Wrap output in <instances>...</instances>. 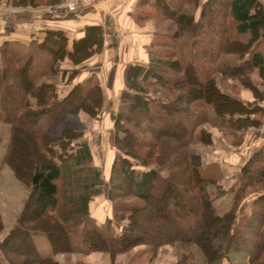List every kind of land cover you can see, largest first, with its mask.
<instances>
[{"label": "trees", "instance_id": "16d2710c", "mask_svg": "<svg viewBox=\"0 0 264 264\" xmlns=\"http://www.w3.org/2000/svg\"><path fill=\"white\" fill-rule=\"evenodd\" d=\"M62 1L0 0V5L7 2L33 10ZM153 1L142 0V5L151 3L159 16L175 23L176 30L151 47L149 63L128 69L120 109L113 115L118 155L108 183L93 166L84 131L57 130L67 115L77 117L82 111L100 119L103 90L91 78L61 97L54 83L58 62L69 59L78 65L101 52L103 30L87 28L71 49L62 31L34 37L29 44L35 43L50 57L41 82L33 76L32 57L20 65L7 43L0 50V120L10 125L3 164L30 188L16 225L0 242L8 264H61L55 260L58 255L93 253L108 254L115 264L125 252L145 247L155 256L164 246H179L185 252L177 264H193L195 250L207 264H233L232 252H245L248 264H264V147L243 165L240 187L221 212L217 203L223 193L210 194L211 185L220 186L203 176L191 152L213 143L205 125L228 132L262 125L264 93L252 81L255 74L264 81L262 4L260 0H179L176 5L173 0ZM143 16L141 21L152 17ZM157 47L165 50L152 51ZM217 75L240 87L234 84L233 93H225L217 85ZM242 89L249 90L254 101L239 99L235 92ZM45 117L47 126L40 131ZM105 190L113 215L100 225L92 217L91 203ZM248 190H253L252 196L245 200ZM250 205L251 214L242 216ZM3 230L0 214V234ZM38 233L47 236L50 257H43L35 245L33 236ZM78 235L81 246L75 245Z\"/></svg>", "mask_w": 264, "mask_h": 264}, {"label": "crops", "instance_id": "0c3cea01", "mask_svg": "<svg viewBox=\"0 0 264 264\" xmlns=\"http://www.w3.org/2000/svg\"><path fill=\"white\" fill-rule=\"evenodd\" d=\"M260 2L264 11V0H260ZM152 4H149V8L155 11L151 7ZM143 7H148V5L143 6L142 0H108L80 7L75 12H69L60 4L50 7H40L32 11L28 9H15L16 11L0 14V48L3 44H10L11 42H20L27 45L32 42L34 37L42 36L46 31H62L68 38V49H71L73 41L81 39L85 35L87 28L97 26L103 30L104 44L99 54L94 55L79 65H74L69 59H66L57 64L56 68L59 74H64L65 70H67L66 73L68 74H71L72 71H78L76 81L67 84L66 79H62L61 83L63 85H60L59 88L62 97L68 94L76 84H83L91 78H94L103 90L105 99L100 117L101 122L98 123V126H94L92 122L95 120L88 117L87 114L83 115L81 120L86 124L89 132H92L93 128H97L100 131L97 136L99 141L93 144V147L98 151L97 153H101L102 155L105 151L107 155L108 150H100L99 145L102 148H109L108 155L104 158V161L102 157L97 158L95 153L92 152L93 166L103 172L105 183H108L113 161L116 157L111 152L112 145H110V141L111 143L113 141L112 135L114 134L113 115L120 106V95L126 89L128 69L133 64L145 65L149 63V50L155 44L158 36L157 26L153 18L145 20L147 23H144V20L141 22L140 17L143 15L138 11ZM239 99L254 101L253 95L246 92L242 97L239 96ZM261 104L264 108V98ZM204 129L208 131L206 126H204ZM217 134L212 133L219 143L215 145L214 140L215 148L220 149L222 152L230 149L228 151H231L233 156L238 157V159L233 160V167H235L238 160L241 161L245 158H241L244 151L253 154L264 147V114L262 116V125L259 129L248 130L243 133L244 139L241 142L242 144L226 143L231 139L230 136L229 139H226L224 136L220 137L221 134H218V136ZM84 138L88 141L86 137ZM107 139L108 142L105 145L104 142ZM88 143L93 150L92 144L90 145L89 141ZM223 165V163L220 164V167L224 171ZM91 213L92 217L100 225L105 224L112 217V203L108 200L106 190L92 201ZM10 231H6V233L0 235V242ZM231 256L232 254H230V260L235 264ZM55 260L61 264H113L110 255L104 253H93L87 256L62 254L56 256ZM0 264H7L1 252ZM172 264H177V262H173Z\"/></svg>", "mask_w": 264, "mask_h": 264}, {"label": "rangeland", "instance_id": "374dc122", "mask_svg": "<svg viewBox=\"0 0 264 264\" xmlns=\"http://www.w3.org/2000/svg\"><path fill=\"white\" fill-rule=\"evenodd\" d=\"M151 1H153V0H151ZM173 1H174L175 5H176V3L179 2V0H173ZM61 5H63V1H62ZM15 9H17V8H14V7H12L11 4L4 2L0 5V14H5L9 11L13 12ZM37 9H39V8H37ZM37 9H33V10H37ZM28 10L32 11L30 9H28ZM138 12H140L141 15H145V16L148 15V13H149L152 16L151 18H153V20H155V23L157 26L156 30H157V34H158L155 43H161V42L163 43L164 39L168 38V37L171 38L172 34L176 30V25L172 20L164 19L161 16H159L157 13L155 14V11H153L149 8V4H148V7H143ZM142 17H144V16H142ZM143 22L147 23V21H143ZM260 43H261V47H262V52L264 53V41L261 40ZM3 47H4V44L2 45L0 50ZM7 49L9 50V52L12 55H14L18 58L20 65H24L29 60V58L32 57L33 58V67H34L33 76L35 78H37V80L39 82H41L42 78L40 76L43 73H45V71H47L50 67L49 66L50 57L45 52L38 51L35 43L26 45V44H22L20 42H11L10 44H8ZM164 50L165 49H161L158 47L156 49H152V51H156L157 53H160ZM184 50L188 52V47H185ZM0 61H1V59H0ZM59 63L60 62H58L57 64H59ZM71 63H73V62L71 61ZM56 67H57V65H56ZM57 71H58V69H57ZM64 72H65L64 74L63 73L59 74L58 72H57V75L55 74L54 83L56 86H58V88H60V85L61 86L63 85L61 83L62 79H64V80L66 79L67 84L69 82L76 81L77 75L76 76L72 75V73L68 74V73H66L67 70H65ZM169 76L172 77L173 75L170 74ZM252 79H253L252 81L256 84L259 91L263 92V89H264L263 88V80L261 79V77H259V75L255 74ZM50 80L52 81V78H50ZM50 80H47V81H50ZM234 84L239 85L238 82L229 80L228 78H224L221 75H217V85L225 93H229V94L233 93ZM70 85H71V83H70ZM239 87H240V85H239ZM9 88L13 89V86L12 87L9 86ZM239 89H241V88H239ZM245 92L251 93L249 90H245V89H242V91H236L235 93L240 94L239 96L242 97V95ZM157 97L161 98L162 96L159 94ZM104 99H105V97H104ZM33 105L35 107V102H33ZM119 109H120V107H118L117 111H115L114 114L118 113ZM85 114H86V112L82 111L81 113H79V115L77 117L73 116V115H69V116L67 115L65 117L64 122L57 126V130L60 131L61 129L68 128V129H72V130H76V131H84V137H86L88 139V141L90 142V145L92 144L91 147H93L94 142L99 141L97 136L100 133V131L97 128H93L92 132L88 131L86 124L81 120L82 116ZM100 115H102V114L100 113ZM88 117H90V116H88ZM252 118L254 120L256 119V117H252ZM92 119L95 120L92 122V123H94V126H98V123L101 122L100 119H97V118H92ZM258 119L259 118H257V120ZM47 122H48V118L45 117L40 123V126H41L39 128L40 131L45 130V128L47 126L46 125ZM257 123L259 124V121L256 122V124ZM205 126H206L208 131H211L214 134L215 133L221 134L220 137L224 136V138L229 139V136H230L231 139H229L226 143H234V144H242L241 142L244 139L243 133H245L246 131L259 129L261 127V126H259L257 128H249L243 132H236V131L228 132V131L222 130V129L219 130V129L213 127V125L208 124ZM215 131H217V132H215ZM218 134H217V136H218ZM213 138H212L213 143L211 145L210 144L209 145H206V144L205 145H198L197 147L192 148L191 152H192V155L194 156L193 157L194 162L197 165L198 164L201 165L200 170H201L203 176L205 178H213L218 182V185L220 187L211 185L210 186V194H211V196H214L217 192L223 193V195H221L219 197L218 203H217V205L219 207L218 210H219V212H221L222 210H224L227 206H229L232 203L233 197L240 187L239 178L241 175L240 174L241 169H242L243 165H245L247 163V161L249 160V157L252 154H251V152L247 153L244 151L241 158H243V157H245V158H243L241 161L238 160L237 166L233 167V162H234L233 160H236V158L238 159V157L233 156L231 151L230 152L228 151L230 149H228V150L226 149V150H224L225 152H222L220 149L215 148L214 140H215V145H217L219 143L217 142L218 140L216 139L215 135H213ZM205 139H206V141L209 140V138H207V137ZM112 140H113L112 143L110 141V145H112V151L111 152L114 153V157H115L118 155V151L115 147L114 134L112 135ZM9 142H10V125L5 123L3 120H0V214L2 217L3 224H4V230H3L2 234L6 233V231L11 230L13 228V226L16 225L17 218H18L19 214L21 213V211L24 207V204L28 198V195L30 193V188L28 186H26L24 183L17 180L15 178L14 173L11 170V168L9 166H6L3 164V159H4V156L7 152ZM107 142H108V139L104 142V144L107 145ZM98 147H100L99 148L100 150H108L107 151V155H108V152H109L108 147H103L104 149L100 145ZM56 151L58 153H61L60 149L58 147H56ZM92 152L95 153V156L97 158L102 157L103 161H104V158L107 157L105 151H104L105 153L103 152L101 155V153H97L98 151H96L95 147H93ZM143 152L146 153V151H143ZM239 154L241 155V153H239ZM237 156H239V155H237ZM222 163L224 164L223 165V167L225 169L224 171L220 167V164H222ZM234 165H236V164H234ZM100 172H101L102 180L103 179L105 180V178L103 176V172L102 171H100ZM163 175H167V173L164 171ZM252 192H253V190L247 191L245 200H248L252 196ZM159 208H161V206ZM252 208L253 207L251 205L245 207L242 210L241 215L248 217L251 214ZM33 240H34V243L37 246L40 254L43 257H50L52 255L51 246H50L49 240H48L46 235H44L42 233L35 234L33 236ZM16 242H18V241L14 240V243H16ZM75 245L76 246L82 245V239H81L80 235H78L76 237ZM184 253L185 252H183L179 246H164L162 248H159L156 255L153 256L152 253L149 251V248L140 247V248H136L132 251L125 252L123 254L118 255L115 263L116 264H172L173 262L178 263V261H180L183 258ZM194 253L195 254H194V257L192 259V261L194 262L193 264H207L205 261V258L203 257L201 252H199L198 250H195ZM231 254H232V256H231L232 260L235 264H248V255L245 252H232ZM7 264H8V262H7Z\"/></svg>", "mask_w": 264, "mask_h": 264}, {"label": "built area", "instance_id": "2783aa9c", "mask_svg": "<svg viewBox=\"0 0 264 264\" xmlns=\"http://www.w3.org/2000/svg\"><path fill=\"white\" fill-rule=\"evenodd\" d=\"M108 0H63V6L69 11V12H75L80 7L89 6L98 4L101 2H105Z\"/></svg>", "mask_w": 264, "mask_h": 264}]
</instances>
